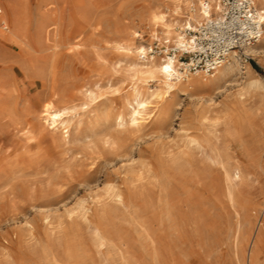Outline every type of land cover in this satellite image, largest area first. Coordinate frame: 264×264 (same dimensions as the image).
Returning <instances> with one entry per match:
<instances>
[{
	"label": "rangeland",
	"instance_id": "rangeland-1",
	"mask_svg": "<svg viewBox=\"0 0 264 264\" xmlns=\"http://www.w3.org/2000/svg\"><path fill=\"white\" fill-rule=\"evenodd\" d=\"M149 1L31 0L29 19L56 21L57 39L36 42L32 27L33 48H0V264L248 263L252 232L264 225V40L260 55L239 50L247 65L234 66L220 87L176 91L134 126L132 80L112 42L125 38L119 21L158 46L149 56L177 47L150 39L140 24L136 14ZM0 7L8 14L5 0ZM249 77L259 83L248 87ZM51 99L72 107L69 138L41 124V104ZM216 155L244 173L232 197L225 169L209 158ZM261 243L258 264L264 230Z\"/></svg>",
	"mask_w": 264,
	"mask_h": 264
},
{
	"label": "bare ground",
	"instance_id": "bare-ground-1",
	"mask_svg": "<svg viewBox=\"0 0 264 264\" xmlns=\"http://www.w3.org/2000/svg\"><path fill=\"white\" fill-rule=\"evenodd\" d=\"M30 1L5 0L8 14L6 12L2 14L0 7V48L5 49L7 46L15 44H24V46L27 45L29 48H33L26 43L28 30L32 27L34 28L36 42L43 43V39L46 37V40H49L50 35L54 39H57L59 31L56 21L41 17L31 22V19L28 17ZM254 3L259 13V18L263 22V33L257 43L246 45L239 49L242 54L247 56L260 55L263 52L260 47L262 48L261 43L264 40V0H254ZM220 9L218 0H152L136 15L141 20L140 24H143L147 28L150 39L162 38L167 40L166 42L172 41L179 48H194V35L190 34L188 36L182 29L195 30L198 24L207 21L213 15L217 16ZM41 14H45V9H42ZM116 33L125 37L124 40H113L112 42L113 48L118 54L116 64L124 69L126 75L132 80L127 104L132 106L129 112V122L137 127L148 122L155 107L160 105L159 100L172 96L176 91H185L186 88L193 90L218 88L225 77L231 71L233 72L234 66L247 65L242 60L239 50H235L230 53L227 61L209 76L202 73H188L184 62L180 61V59L178 60L177 56L175 57L172 54L160 57L156 56L157 54L149 56L150 54L148 55L146 52L150 48V43L143 42V36L136 26L120 20ZM2 43L5 46H2ZM71 43L75 48L80 46L74 41ZM230 76L228 75L229 78ZM207 77H212V80ZM185 80L187 82L183 83ZM149 82L157 84L151 87L152 85ZM258 83L257 79L249 77L246 85L254 87ZM85 94L90 99L94 98L93 89H87ZM71 109L72 107L59 108L53 99L47 100L41 104V124L46 128L47 126L50 127L54 132L59 130L62 134H65L64 137H68L70 121L72 119ZM170 109V105L167 104L166 107L159 108V112L166 115ZM125 116L119 113L116 115L118 125L126 122ZM190 143L202 148V145L196 139H190ZM209 158L212 161L216 160L225 169L226 180L228 182L227 193L229 197H232L234 191L233 183L234 181L242 180L244 176L243 171L238 164H234L229 170L226 169L225 161L218 155H216V159ZM110 190L116 201L122 203L124 199L122 191L112 186ZM81 210L86 219L85 216L89 214L88 210L90 208H87L82 203ZM261 225L262 222L258 221L252 232L249 250H247V264H258L259 247L264 230V225L262 227ZM93 228H95L94 232H96L97 237L102 238L100 229L98 227ZM241 238L245 239V236L242 235Z\"/></svg>",
	"mask_w": 264,
	"mask_h": 264
},
{
	"label": "built area",
	"instance_id": "built-area-1",
	"mask_svg": "<svg viewBox=\"0 0 264 264\" xmlns=\"http://www.w3.org/2000/svg\"><path fill=\"white\" fill-rule=\"evenodd\" d=\"M220 11L196 29H186L194 35V48L172 47L171 54L186 57L184 64L188 73L211 75L228 59L230 53L255 44L263 33V22L259 18L254 0H218ZM160 54L158 46L149 48Z\"/></svg>",
	"mask_w": 264,
	"mask_h": 264
}]
</instances>
